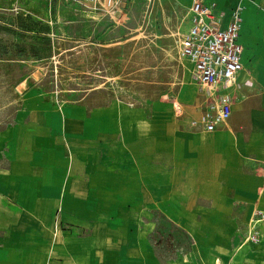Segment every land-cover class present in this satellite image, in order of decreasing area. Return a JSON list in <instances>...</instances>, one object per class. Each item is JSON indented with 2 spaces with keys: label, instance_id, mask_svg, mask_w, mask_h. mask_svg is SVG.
<instances>
[{
  "label": "crops",
  "instance_id": "crops-1",
  "mask_svg": "<svg viewBox=\"0 0 264 264\" xmlns=\"http://www.w3.org/2000/svg\"><path fill=\"white\" fill-rule=\"evenodd\" d=\"M181 1L187 13L191 0ZM205 1L225 21L242 6L243 69L227 122L190 126L203 104L178 124L158 104L57 106L41 87L26 90L0 130V264H222L211 246L237 214L264 210V0ZM243 112L246 124L235 119ZM144 208L189 233L190 249L161 262Z\"/></svg>",
  "mask_w": 264,
  "mask_h": 264
},
{
  "label": "rangeland",
  "instance_id": "rangeland-1",
  "mask_svg": "<svg viewBox=\"0 0 264 264\" xmlns=\"http://www.w3.org/2000/svg\"><path fill=\"white\" fill-rule=\"evenodd\" d=\"M186 5L118 0L113 20L89 0H0V130L13 122L23 93L38 86L57 106L121 100L149 111L158 104L185 124L204 99L188 62L176 53ZM174 101L186 105L180 118L172 115ZM245 115L235 119L246 124ZM144 209L141 225L161 262L190 249L189 233L163 212ZM255 210L264 213L252 206L245 219L237 214L225 240L211 246L222 264H264V222L258 241L246 239Z\"/></svg>",
  "mask_w": 264,
  "mask_h": 264
},
{
  "label": "built area",
  "instance_id": "built-area-1",
  "mask_svg": "<svg viewBox=\"0 0 264 264\" xmlns=\"http://www.w3.org/2000/svg\"><path fill=\"white\" fill-rule=\"evenodd\" d=\"M89 1L99 5L106 17L118 20V0ZM241 10L240 5L232 8L225 21V12L218 10L213 2L191 0L186 13V29L178 34L176 53L188 62L204 94L198 116L189 121L192 127L212 132L223 126L231 115L230 90L240 85L238 74L243 69V47L239 42ZM172 108L176 117L183 115L181 102L174 101ZM260 222H264V213L255 210L247 226L246 239L250 242L259 240L257 226Z\"/></svg>",
  "mask_w": 264,
  "mask_h": 264
}]
</instances>
